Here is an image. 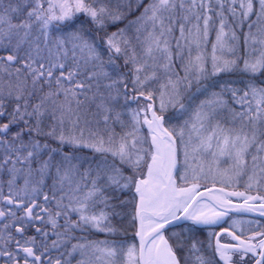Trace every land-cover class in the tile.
<instances>
[{
	"label": "snow or ice",
	"instance_id": "6c2138e0",
	"mask_svg": "<svg viewBox=\"0 0 264 264\" xmlns=\"http://www.w3.org/2000/svg\"><path fill=\"white\" fill-rule=\"evenodd\" d=\"M0 264H264V0H0Z\"/></svg>",
	"mask_w": 264,
	"mask_h": 264
}]
</instances>
